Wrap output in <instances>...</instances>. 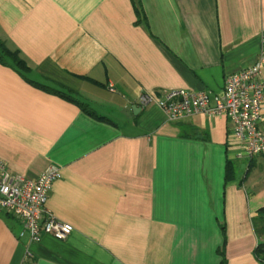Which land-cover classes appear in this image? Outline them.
Returning a JSON list of instances; mask_svg holds the SVG:
<instances>
[{
	"label": "crops",
	"instance_id": "obj_1",
	"mask_svg": "<svg viewBox=\"0 0 264 264\" xmlns=\"http://www.w3.org/2000/svg\"><path fill=\"white\" fill-rule=\"evenodd\" d=\"M263 31L264 0H0V44L28 67L0 61V159L27 178L57 167L46 207L72 226L34 242L0 211V264H220L223 244L225 264H260L264 184L235 177L228 120L170 121L138 97L203 90L213 105Z\"/></svg>",
	"mask_w": 264,
	"mask_h": 264
},
{
	"label": "built area",
	"instance_id": "obj_2",
	"mask_svg": "<svg viewBox=\"0 0 264 264\" xmlns=\"http://www.w3.org/2000/svg\"><path fill=\"white\" fill-rule=\"evenodd\" d=\"M263 67L264 31L256 60L225 77L222 92L214 96L213 105L205 91L185 89L166 90L159 97L141 93L138 103L142 107L154 103L170 121L194 114L223 115L230 124L229 139L238 144L236 158L251 159L264 153V128L260 126L264 108ZM60 177L59 169L52 165L36 177L27 178L11 172L0 159V211L19 219L23 231L34 242L40 241L43 234L65 239L72 231L70 224L56 219L46 207L51 185Z\"/></svg>",
	"mask_w": 264,
	"mask_h": 264
},
{
	"label": "trees",
	"instance_id": "obj_3",
	"mask_svg": "<svg viewBox=\"0 0 264 264\" xmlns=\"http://www.w3.org/2000/svg\"><path fill=\"white\" fill-rule=\"evenodd\" d=\"M4 56H8L12 59L14 65L20 69V70H23V71H26L28 70V67L26 66L25 62L20 58L18 57L17 53L16 52H13L11 50H9L8 48H6L4 45L0 44V61L4 63ZM52 92L60 95L61 97L69 100V101H72V102H75L76 104H78L82 110H84L86 113L90 114V115H93V116H96L98 118H100L98 115H96L91 109H89V107L84 104V103H81L80 101H78L74 96L73 94H71L70 91H64V90H58V89H53L51 88L50 89ZM230 163H228V166H227V178L230 177V173H232L233 171V168L229 166ZM248 171V170H247ZM247 175V174H246ZM246 177V176H245ZM245 177L242 179L244 180ZM253 225H254V229L256 230V232L259 234V233H262L264 232V206L263 207H260L257 211V216L254 218L253 220ZM218 253L220 254V264H225V256H224V244L223 246L218 250ZM254 254L257 258V260L260 262V264H264V242H259L255 249H254Z\"/></svg>",
	"mask_w": 264,
	"mask_h": 264
},
{
	"label": "rangeland",
	"instance_id": "obj_4",
	"mask_svg": "<svg viewBox=\"0 0 264 264\" xmlns=\"http://www.w3.org/2000/svg\"><path fill=\"white\" fill-rule=\"evenodd\" d=\"M234 175L239 180L243 179L246 174V188L250 190L253 184H264V169L260 168L259 164H256L251 168L250 171L247 172L248 169V159H239L234 162Z\"/></svg>",
	"mask_w": 264,
	"mask_h": 264
}]
</instances>
